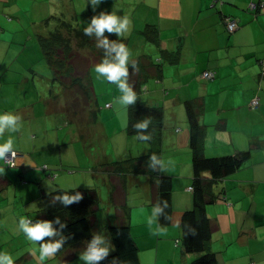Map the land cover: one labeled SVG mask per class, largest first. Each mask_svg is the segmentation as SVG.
Returning a JSON list of instances; mask_svg holds the SVG:
<instances>
[{
    "label": "crops",
    "instance_id": "1",
    "mask_svg": "<svg viewBox=\"0 0 264 264\" xmlns=\"http://www.w3.org/2000/svg\"><path fill=\"white\" fill-rule=\"evenodd\" d=\"M101 11L130 18L131 30L125 36L107 33L126 41L130 59L145 55L159 65V77L140 69L138 72L133 70L128 83L132 86L133 82H141L142 88L146 89V100L163 108L161 137L164 134L177 136L173 146L171 143L168 147L170 156L164 157L163 152L162 158L160 156L166 163L171 161L164 171L171 178L172 221L166 225H161L158 220L151 227L147 223L157 204V180L147 166L150 144L145 142L149 145L143 156L108 160L114 165L109 169L114 173L111 174L113 179L117 175L115 169L120 168L124 171L120 177L130 174L133 178L141 174L151 180L148 194L151 197L145 199L148 203L140 204L144 206L135 211L125 207L123 191L118 194L119 205L124 203L120 222L129 225L138 247L140 264H160L159 260L165 256L173 264H191L198 256V253L185 252L181 228L175 227V221L181 219L182 213L193 207L188 122L182 120L179 128H172L170 123L175 121V112L185 100H192L201 107L199 119L205 129L202 151L206 156L249 151L248 159L235 172L213 185L212 190L219 195L205 206L214 225L209 248L216 254L218 264H264V0H101L95 10L88 0H0V114L11 107H6L7 101H25L20 105L21 114L15 113L22 118L20 130L6 132L0 137V144L11 138L14 150L18 152L17 167H5V174L0 175V253L9 254L14 264H84L79 257L85 248L75 255H71L73 250L68 248L41 262L39 244L29 241L18 225L21 217L33 221L39 198L45 191L74 188V184H68L66 174L76 173V167L86 171V165L91 162L88 151L93 148H86L83 137L78 134L76 138L77 133L72 130H67L62 143L48 140L53 131L46 122L47 116L54 115V104L63 102L64 97L61 85L49 79L50 66L38 38L47 33L43 21L58 16L86 27L91 17ZM225 15L237 21L233 32H226ZM146 27L155 29V42L141 35L140 31ZM165 54L175 60L163 58ZM96 64L89 71V77L93 79L96 78ZM206 70L215 72L210 81L201 76ZM115 90H118L116 86ZM97 99L100 100L99 96L96 98L98 104ZM253 99H257L254 106L250 104ZM38 102L40 109L35 110L34 105ZM105 106L111 107V104L107 102ZM112 107L120 111L127 133V108L116 102ZM95 110L98 111L97 106ZM112 116L114 113L110 114ZM24 119L29 123L25 128ZM220 122L221 126L218 125ZM97 123V120L92 122ZM104 138L95 128L89 140L92 144ZM71 142L76 159L72 156L73 161H57ZM161 145L163 151L162 139ZM27 151L30 157L26 158ZM64 153L72 155L67 151ZM1 164L2 161L0 167H3ZM41 165H61L70 171H64L62 174L65 175L50 182L42 173L45 168L40 170ZM10 174H18L22 184L35 185L30 193H23V201L16 210L8 203L11 195L1 194L5 188L10 190L8 186L11 179L14 180ZM82 174L80 178L85 183L91 182V176L96 180V173ZM117 181L122 187L123 181ZM75 184L79 189H93L88 184L81 185L80 179ZM108 190L110 196V184ZM113 204L116 205L114 201ZM117 212L118 209L110 213L109 221H114L110 224L117 222ZM105 218L106 213H103V219L98 223V213L93 215L92 228L96 234L102 230ZM158 228H162L161 234L153 235Z\"/></svg>",
    "mask_w": 264,
    "mask_h": 264
},
{
    "label": "trees",
    "instance_id": "2",
    "mask_svg": "<svg viewBox=\"0 0 264 264\" xmlns=\"http://www.w3.org/2000/svg\"><path fill=\"white\" fill-rule=\"evenodd\" d=\"M225 17L234 18L230 15H225ZM43 24L47 33L46 35H38V38L47 63L54 72L55 81L62 86L66 97L69 93H74L76 97L72 101L81 100L88 104L93 98V88L86 81L89 78V71L92 65L99 63L103 59L104 50L97 48L96 38L94 36H85L83 34L85 27L76 24L73 20L50 16L43 21ZM140 33L144 38L153 42L156 41V31L154 28L146 27ZM105 36L110 42L124 43L126 45L124 39L113 38L111 35H107V33H105ZM73 45L77 49L87 50L88 53L81 54L75 51ZM163 58H169L171 61L175 60V58H171L167 54ZM131 59L137 62L138 68L142 72H151L154 77L160 76V67L154 62L155 60L152 59L150 61L145 55ZM128 71L129 75H131L133 71L131 65H129ZM69 79H71L70 82H68ZM136 83L133 82L132 86L137 93L138 99L134 105L127 108L128 121L126 130L127 133L136 135L135 125L146 118H150L152 123L148 126L146 134L150 133L152 140L148 142L150 144V152L146 156L149 158L151 154L155 153L160 157L164 111L161 106L150 104L144 95L146 93L145 87L142 88L141 82ZM71 87L75 90H71ZM183 105L189 126V147L192 153L193 207L182 213L181 228L187 232L188 228L184 227L186 224L191 228H195L197 234L195 236L190 234L183 236L182 234L181 242L185 252L198 253V256L192 260L191 264H218L216 254L209 248V241L214 231V225L206 214L205 206L214 202L217 197L218 192L214 193V190H212L213 185L235 172L243 161L248 159L249 151H237L234 154L221 156H206L202 151L205 129L199 119L201 107L196 105L192 100H185ZM218 125L221 126V122ZM117 163L119 164L120 162H113V164ZM111 164L110 162H105L102 163V166L103 170L110 174V198L114 201L119 211L117 212L118 221L107 227L108 238L113 246V250L107 258L99 261L98 264H111L114 258L116 264H140L138 247L131 236L129 225L120 222L123 217L124 203L121 206L119 205L118 194L120 191H123V188L120 186V182L112 178L111 174L114 173L108 169V166ZM148 169L150 170V168ZM115 170V174L118 176L124 172L120 168ZM150 173L157 180L156 201L158 203L161 200H166L169 207L164 209V212L171 215V178L169 175L161 174L160 171L151 170ZM63 192H67L70 195H75L76 192H79L83 198L80 202H73L67 207L61 205L59 201L53 203L52 197L60 195ZM97 203L98 195L94 189H64L58 187L41 194L37 210L35 211V218L32 222H52V227L60 234L52 239H59L60 236L67 238L64 247L59 252L71 248L73 250L71 255H75L86 248L87 242L95 234L92 228V219L98 207ZM57 218H59L60 223L64 224L65 227L61 228L60 224L55 222ZM158 222L161 225H166L170 221L164 219V216H160L158 217Z\"/></svg>",
    "mask_w": 264,
    "mask_h": 264
},
{
    "label": "rangeland",
    "instance_id": "3",
    "mask_svg": "<svg viewBox=\"0 0 264 264\" xmlns=\"http://www.w3.org/2000/svg\"><path fill=\"white\" fill-rule=\"evenodd\" d=\"M73 47L75 51H78L81 54L88 53V51L85 49H77L75 45H73ZM49 72H50L49 79L50 81L54 82L56 79L52 68H50ZM44 81H46L45 77H44ZM70 81L71 79L68 80V82ZM152 81L154 80L152 79ZM86 82L89 86L93 88L94 90L93 97L95 100L94 101L92 98V101H89L88 104H86L85 101H81V100L72 101L76 97V95L74 93H69L68 96L66 97V95L63 92L62 86H60L62 89V95L64 97V101L63 102L58 101L59 103L56 102L54 104L55 106L54 115L47 116L46 122L50 125V130L53 131L49 134L48 140L54 142L59 141L60 143H62L66 136L67 130H72L75 133H77V135L75 134L76 138H78V134H80L83 137L82 141L83 140L86 141V143L84 144L86 148L93 146V148L88 151L90 157L89 159L91 162L90 165L89 164L86 165V171H84L83 168L76 167L75 168L76 173H67L66 175L69 177L68 184H74V188H76L75 181H78L80 179L81 185L88 184L89 186H92V188L96 191L98 195V203H97L98 207L95 211V214L98 213L99 215L98 223H100L101 220L103 219V213H106L104 226L102 230L100 229L98 231V234H102L105 237V239L109 240V238H107L108 237L107 227L111 222H114V221H109L111 216L110 213H114V210L116 212L117 207L116 205L113 204V200L110 198L111 195L109 196L108 188L110 184V175L107 172L103 171L102 163L105 162L109 163L111 160L117 161L120 158L129 159L131 157H137L140 155L143 156V154H145L144 152L147 150V145L149 144H146L145 142H141L137 140L134 135L132 134L130 135L124 132V127H125L124 118L120 117L121 115L120 111L117 112L115 111V108L112 107V105L117 101V98H119L120 96L119 91L115 90V86L113 84L104 82V80L102 79L97 80L95 77L93 79L91 76L88 78ZM71 90H75V89L71 87ZM98 96L100 100L97 99L98 100V104H97L96 98H98ZM107 102L109 105L111 104V107L105 106V103ZM148 102L150 103V101ZM223 102L224 101H222V104ZM24 103L25 101H7L6 107H10V106L11 107L9 109L2 110L3 111L2 113H11L15 115V113L18 112L17 114L19 113L21 114L20 105ZM62 105H63V110H62ZM96 106L98 108V111L95 110ZM34 109L35 110L40 109V102L34 105ZM174 109H172V111ZM113 113L114 116L110 117V114ZM175 114H176V117L174 118L175 121L171 120L170 123L172 128L174 126H176V128H179L181 121L182 120L185 121L187 119L184 105L182 102L180 103L179 110L177 109V112H175ZM22 116L23 118L25 117L24 115ZM96 120L98 122L96 125L99 127L92 124V122H95ZM166 121L167 123H169L168 118ZM23 123H24V128L25 126L29 125V123L26 122L25 119L23 120ZM95 128L97 132H101L105 138L102 141H97L91 144L89 137L91 136V133L94 132ZM180 128L182 130V127ZM63 132H65L64 133L65 135L62 136ZM182 135L183 133L180 134V136ZM176 137L177 136L176 135L174 136L173 134H164L163 137H161L163 141V151L161 145V153H160L161 158H162V152L164 157L169 155L168 147L171 145V143L173 146ZM73 144L74 143L71 142L67 150L63 149L62 150L63 154L58 156L56 160L63 162L73 161V158L75 160L76 158L74 157L75 150L73 148ZM66 151L72 155H69L68 153H64ZM27 152L28 153L26 154V158L27 156L30 157L29 154L30 152L29 151ZM1 165L3 167H7L3 161ZM113 166L114 165H109L108 169H112ZM39 168L40 170L41 168H45V171L42 170L41 171L43 174L44 173L46 174L44 175V177L47 176L46 178L50 182L55 181L59 175L64 173V171L66 172L70 171L62 167L61 165L57 167H48L47 165H41ZM85 172L92 174L96 173V180H94V177L91 176V180H90L91 182L85 183L83 178H80L81 175H83L82 173ZM48 173H50L51 175ZM160 173L168 175L167 172L164 171L163 172L160 171ZM11 176L14 178V180L11 179V184H9V186L7 185L10 188V190L7 191L5 188L3 189V192L1 194L11 195L12 199L8 203L11 204L12 206L11 209L16 210L19 203L23 201V193L25 191L26 193H30L35 188V185L31 187L28 183L22 184L20 176L18 174H15L14 176L13 174H10V177ZM115 179L119 181H123L122 184L123 199L125 202V207L128 210L134 209L135 211V209L144 206L140 204H145L144 202L148 203V201H146L145 199L151 197V195H148L151 191V182H150L151 180L149 181L144 175L141 174L134 175L133 178L130 177V174H128V176L127 174H125L124 177H120L116 175ZM112 189H114V187H112ZM150 206L153 205L151 204ZM111 251L112 250H110L109 254L111 253ZM159 263L173 264L167 260L166 256L165 258H161L159 260Z\"/></svg>",
    "mask_w": 264,
    "mask_h": 264
},
{
    "label": "clouds",
    "instance_id": "4",
    "mask_svg": "<svg viewBox=\"0 0 264 264\" xmlns=\"http://www.w3.org/2000/svg\"><path fill=\"white\" fill-rule=\"evenodd\" d=\"M101 3V0H88L95 10L96 6ZM131 30V20L127 16H119L114 12L101 11L98 15H93L90 22L83 30V34L88 37L96 38V47L104 50L103 59L95 65L94 72L97 80H106L110 84H114L120 96L116 103L128 108L136 103L138 97L133 86L128 83L129 80V65L133 68L134 72H138V64L135 60L130 59L131 53L124 43L110 42L105 36V33H115L117 37H123ZM22 118L19 115L11 113L0 114V137H3L6 132H18L22 126ZM152 123L150 118H146L143 121L135 125L136 139L141 142H150L152 135L146 134L148 126ZM14 142L11 138L6 142L0 144V161L9 168L17 167V152L14 150ZM171 161L165 162L158 157L155 153L151 154L148 158V168L152 171H166L168 164ZM5 174V167H0V175ZM82 194L76 192L75 195H70L67 192H63L60 195L52 197V202L59 201L61 205L67 207L73 202H80L82 200ZM169 204L166 200H161L155 204L152 208L151 215L147 219L149 227L154 222H157L158 217L164 216V219L172 221V217L164 212V209L168 208ZM60 224V227H65L60 223L59 218L55 221ZM182 219L175 221V227L181 228ZM19 230L23 232L25 237L36 244H39V260L43 262L46 259L53 258L65 245L66 237L60 236L59 239L53 240L55 236L60 234L52 227V222L49 221H37L32 223L30 219L21 217L19 219ZM188 228L185 232L181 228L183 236L197 234L195 228H191L188 225H184ZM162 228H158L153 232V235H160ZM179 243V241H177ZM110 250H113V246L110 241L105 239L102 234H94L92 239L87 242V246L84 252L79 257L84 264H98L99 261L109 256ZM0 264H14L12 257L7 253H0ZM111 264H116L115 258Z\"/></svg>",
    "mask_w": 264,
    "mask_h": 264
},
{
    "label": "built area",
    "instance_id": "5",
    "mask_svg": "<svg viewBox=\"0 0 264 264\" xmlns=\"http://www.w3.org/2000/svg\"><path fill=\"white\" fill-rule=\"evenodd\" d=\"M224 25H225V29L227 30V32H233L237 28V21L235 18L225 17L224 18ZM201 76H202V78H204L206 80H211L214 78L215 72L210 71V70H206V71L202 72ZM250 104L252 106L256 105L257 99L251 100ZM17 156H18V154H17Z\"/></svg>",
    "mask_w": 264,
    "mask_h": 264
}]
</instances>
